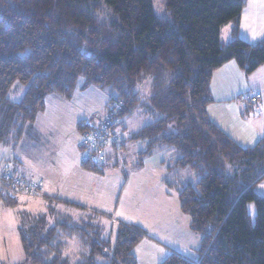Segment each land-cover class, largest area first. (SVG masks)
<instances>
[{
    "label": "trees",
    "instance_id": "16d2710c",
    "mask_svg": "<svg viewBox=\"0 0 264 264\" xmlns=\"http://www.w3.org/2000/svg\"><path fill=\"white\" fill-rule=\"evenodd\" d=\"M161 1L171 23L157 18L153 0H0V173L6 167L19 171L20 162L5 148L30 132L36 137L33 125L45 98L69 102L82 79L81 89L93 86L107 96L105 109L95 112L119 106L118 135L125 129L120 119L143 108L150 122L128 140L146 143L141 154L173 149L165 168L187 169L197 178L177 181V197L199 236L198 255L171 250L158 264H264V196L254 189L264 179V134L243 146L207 110L214 71L233 60L245 75L253 73L264 64V37L252 43L239 36L246 0ZM227 24L230 40L224 44L220 31ZM17 90L21 97L11 100ZM260 100L259 94L257 102L239 101L249 114L259 111ZM95 112L77 123L80 164L103 174L125 143L120 136L118 148L81 144ZM88 150L107 156L106 162L83 160ZM114 161L113 167L122 165ZM175 178L164 181L176 185ZM38 199L44 203L33 210L28 201L35 198L15 196L0 185L1 208L17 216L24 264H138L132 249L150 237L141 226L116 222L110 247L102 237L103 221L111 230L112 219L85 214V220L69 211L66 201L43 194Z\"/></svg>",
    "mask_w": 264,
    "mask_h": 264
},
{
    "label": "crops",
    "instance_id": "0c3cea01",
    "mask_svg": "<svg viewBox=\"0 0 264 264\" xmlns=\"http://www.w3.org/2000/svg\"><path fill=\"white\" fill-rule=\"evenodd\" d=\"M230 31L231 26L228 28V41L230 40ZM239 36L252 43L264 37V0H246L241 15ZM261 78H264V64L250 75H245L233 60H229L217 68L211 78L212 102L207 107L209 117L243 146H250V142L255 143L264 134V80ZM241 81H246L247 87L238 86ZM90 87L84 90L88 91ZM80 90L83 89L78 88L74 91L69 102L51 96L45 98V109L40 115L45 122L41 121L43 134L39 135L40 125L38 127L40 144L43 146L40 150L34 151L33 148L36 145L32 146L31 151L21 154L18 161H24L30 168L37 170L35 176L41 180V192L44 196L68 202L70 207L68 206L67 209L72 213L101 214L104 215V218L112 219L115 222L120 218L117 217L118 214L121 216L120 205L127 182L125 165L113 167L115 161L114 157H111L108 170L112 168V171L107 170L103 174L93 173L81 167L78 148L77 123L85 118H90L92 112L103 111L107 96L101 90L93 87L92 96L95 99V104L90 103L89 106L92 107L89 108L86 104L87 97L79 98L77 96L75 98V93ZM251 91L261 95L259 111L256 114L253 112L246 114L245 104L238 100L241 94ZM238 118L242 123L238 122ZM247 126H250L249 130L253 131L250 137L244 135L246 133L244 129ZM230 132H235V136L233 137ZM51 154H53L52 159ZM123 162L122 158V164ZM254 189L259 195L264 196V179L257 183ZM31 202L36 204V202L42 201L35 199ZM117 222L127 223L128 221L119 219ZM163 236L167 238L165 234ZM167 236L169 237V235ZM140 241L155 247L154 249L158 252L156 264L169 253V250L161 246L151 236L143 237ZM161 249L164 250L163 254ZM181 250V252H185L183 249ZM133 254L139 261V257L135 253Z\"/></svg>",
    "mask_w": 264,
    "mask_h": 264
},
{
    "label": "rangeland",
    "instance_id": "374dc122",
    "mask_svg": "<svg viewBox=\"0 0 264 264\" xmlns=\"http://www.w3.org/2000/svg\"><path fill=\"white\" fill-rule=\"evenodd\" d=\"M153 8L157 18L171 23V19L161 0H153ZM230 26L231 24H227L221 28L220 40L224 44L228 42V28ZM81 80L82 79H79L77 82L75 91L78 88L81 89ZM261 80H264V78H261ZM238 86L244 88L247 87V83L246 81H241ZM213 87H216V85H213ZM136 88L139 89V84L136 85ZM92 92H94L93 87H90L88 91H77L75 93V98H77V96H79V98L87 97L86 104L89 108H91L92 106H89L90 103L95 104V99L92 96ZM143 92L144 96H146V94L149 92L148 87L144 88ZM22 93V90H17L15 92L12 91L10 94V99L18 100ZM103 94L105 93L103 92ZM150 118L151 117L147 115L143 108H139L137 106L132 115L124 116L120 119V122L125 125L124 133L120 135L124 139L125 144L119 150V155L124 160L122 165H125L127 182L123 190L124 193L122 195L120 205L121 216L118 214L117 217H120L119 219L128 221L127 223L141 226L146 235L156 239V241H158L161 246L167 250L180 251L183 249L185 252H181V250L180 253L195 259L198 255L196 248L199 246V236L190 230V218L187 214L180 211L177 195L179 189L178 184L181 181L188 179L194 183L197 178L194 176V173L187 169H179L178 171L173 170L170 172L165 168L162 160L166 161L165 164L168 163V160L172 159L173 155H175L173 149L157 150L156 148L155 151L151 152L150 154H141L146 149V143L142 141L128 140L132 133L137 132L141 127L149 123ZM41 121L44 122V119L39 116L38 120L33 125V128L36 129L35 138H33V134L31 132L29 133L30 137H27L28 135L25 134L21 139L22 141H19L16 146L11 144L10 147L8 146L5 148V151L7 150L6 154L12 156L14 154L18 159L20 158L21 154H26L27 152L31 151V148H33L35 145L36 146L33 148V151L40 150V148L43 146L40 144L41 140H39V135L43 134V131H41ZM238 122L242 123L239 118ZM39 125L40 131L38 135ZM249 129L250 126H247L244 129L246 131L244 135L247 137H250V135L253 134V131ZM230 133L233 137L235 136V132ZM250 144L253 145L254 142H250ZM52 156L53 154H51V159ZM18 168L19 169L16 170H19L20 173H24L28 177H37L35 176L37 175V170L30 168L24 161L19 163ZM107 170H105L104 173H106ZM108 171H112V168ZM173 174L178 178H175L176 185L170 186L163 180V178H171ZM33 203L35 202L28 201L29 207L35 210V205ZM37 203L38 202H36V204ZM247 210L251 217L254 218L255 206L253 203H249L247 205ZM74 215L77 217L81 216V218L87 220V216L85 214L74 213ZM118 220L113 223L111 230L107 228L110 223L103 221L105 231L107 233H105L102 237H106L110 240V247H113L115 243L117 232L116 222ZM16 226L17 216L15 212H13L11 209L4 210L0 205V262L2 264L25 263V255L20 247ZM164 234L167 238H164ZM167 235H169V237ZM71 248L75 250V247H70V249ZM154 248L155 247L149 245L147 242L138 241L132 249L133 253L139 257V261H137V263L153 264L155 261L154 264H156L158 261V259H156L158 252Z\"/></svg>",
    "mask_w": 264,
    "mask_h": 264
},
{
    "label": "built area",
    "instance_id": "2783aa9c",
    "mask_svg": "<svg viewBox=\"0 0 264 264\" xmlns=\"http://www.w3.org/2000/svg\"><path fill=\"white\" fill-rule=\"evenodd\" d=\"M242 102H257L259 94L257 92H248L241 94L238 98ZM119 106H110L106 112L93 114L92 121L87 122V127L83 130L81 144L92 145L94 150L98 148L111 147L114 144L117 148L121 145L118 135L117 119L114 117ZM257 110V109H255ZM94 121V123H92ZM107 156L103 154H91L88 150L83 154V160L94 161L97 164L106 162ZM119 164H122V158L119 154L115 157ZM0 185L6 188L11 194L25 198H42L40 182L38 179H32L19 171L15 173L12 169L6 167L0 173Z\"/></svg>",
    "mask_w": 264,
    "mask_h": 264
},
{
    "label": "snow or ice",
    "instance_id": "6c2138e0",
    "mask_svg": "<svg viewBox=\"0 0 264 264\" xmlns=\"http://www.w3.org/2000/svg\"><path fill=\"white\" fill-rule=\"evenodd\" d=\"M160 251H161V253L163 254L164 250H163V249H161Z\"/></svg>",
    "mask_w": 264,
    "mask_h": 264
},
{
    "label": "water",
    "instance_id": "95a60500",
    "mask_svg": "<svg viewBox=\"0 0 264 264\" xmlns=\"http://www.w3.org/2000/svg\"><path fill=\"white\" fill-rule=\"evenodd\" d=\"M104 253H106V252L104 251Z\"/></svg>",
    "mask_w": 264,
    "mask_h": 264
}]
</instances>
